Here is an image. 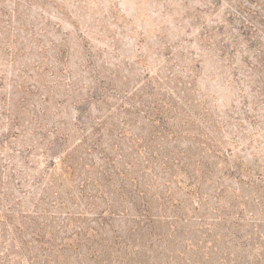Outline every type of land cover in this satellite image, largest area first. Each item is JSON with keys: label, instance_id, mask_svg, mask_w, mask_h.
I'll return each mask as SVG.
<instances>
[{"label": "rangeland", "instance_id": "374dc122", "mask_svg": "<svg viewBox=\"0 0 264 264\" xmlns=\"http://www.w3.org/2000/svg\"><path fill=\"white\" fill-rule=\"evenodd\" d=\"M257 38L264 0H0V264H264Z\"/></svg>", "mask_w": 264, "mask_h": 264}, {"label": "trees", "instance_id": "16d2710c", "mask_svg": "<svg viewBox=\"0 0 264 264\" xmlns=\"http://www.w3.org/2000/svg\"><path fill=\"white\" fill-rule=\"evenodd\" d=\"M254 19V18H253ZM252 19H245L243 20V26H244V29H245V25H249L251 26V28L255 27L256 30H257V27L255 25V22L252 23L251 21ZM254 44H258V45H254ZM251 46H259L258 48V57L256 59L258 65L263 68L264 67V46L262 45V41L260 39H255L253 41V45L251 44ZM256 68V67H255ZM260 176H262V173L259 174ZM124 186V185H122ZM151 206H149V204H141L140 208L137 210L139 214H134V216H136V218H139V221H140V224L142 222V220L144 219L145 220V223H148V222H151L152 220V215H151ZM140 217H141V220H140Z\"/></svg>", "mask_w": 264, "mask_h": 264}]
</instances>
